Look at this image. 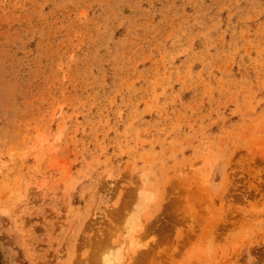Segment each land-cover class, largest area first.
<instances>
[{"label": "rangeland", "instance_id": "374dc122", "mask_svg": "<svg viewBox=\"0 0 264 264\" xmlns=\"http://www.w3.org/2000/svg\"><path fill=\"white\" fill-rule=\"evenodd\" d=\"M112 263L264 264V0H0V264Z\"/></svg>", "mask_w": 264, "mask_h": 264}, {"label": "bare ground", "instance_id": "6f19581e", "mask_svg": "<svg viewBox=\"0 0 264 264\" xmlns=\"http://www.w3.org/2000/svg\"><path fill=\"white\" fill-rule=\"evenodd\" d=\"M107 256V255H106ZM106 258H109L108 256L106 257ZM105 259V258H104ZM110 260V259H109ZM109 260H107V261H109ZM113 260V259H112ZM119 260V259H118ZM104 262H105V260H103ZM107 261H106V263H107ZM110 262H111V260H110ZM113 264V263H112Z\"/></svg>", "mask_w": 264, "mask_h": 264}]
</instances>
